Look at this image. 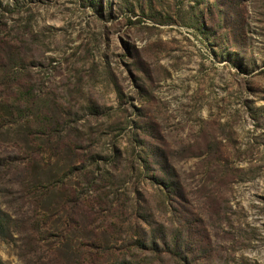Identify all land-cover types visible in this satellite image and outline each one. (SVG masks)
I'll use <instances>...</instances> for the list:
<instances>
[{
    "label": "rangeland",
    "instance_id": "374dc122",
    "mask_svg": "<svg viewBox=\"0 0 264 264\" xmlns=\"http://www.w3.org/2000/svg\"><path fill=\"white\" fill-rule=\"evenodd\" d=\"M0 264H264V0H0Z\"/></svg>",
    "mask_w": 264,
    "mask_h": 264
}]
</instances>
